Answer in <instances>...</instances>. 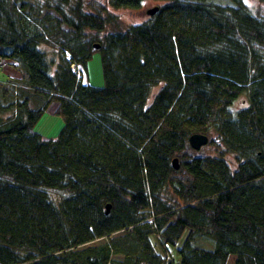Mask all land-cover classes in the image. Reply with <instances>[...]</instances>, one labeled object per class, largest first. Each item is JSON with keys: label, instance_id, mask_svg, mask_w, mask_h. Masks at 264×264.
<instances>
[{"label": "trees", "instance_id": "obj_1", "mask_svg": "<svg viewBox=\"0 0 264 264\" xmlns=\"http://www.w3.org/2000/svg\"><path fill=\"white\" fill-rule=\"evenodd\" d=\"M163 1L101 37L117 20L104 6L0 0V59L24 71L0 80V264H264V16ZM96 52L102 89L71 68ZM52 102L64 125L48 140L35 127ZM212 133L217 155L199 156L190 137Z\"/></svg>", "mask_w": 264, "mask_h": 264}, {"label": "rangeland", "instance_id": "obj_2", "mask_svg": "<svg viewBox=\"0 0 264 264\" xmlns=\"http://www.w3.org/2000/svg\"><path fill=\"white\" fill-rule=\"evenodd\" d=\"M41 6L46 7L47 0H36ZM84 1V11L90 13L91 5H101L108 9L109 13L114 15L117 20L112 23L105 32L101 33L100 36L103 37L109 33H124L130 27L142 25L146 23L151 17L148 15V12L154 8H160L167 4L166 1L163 0H146L143 7L140 10H128V9H115L110 5V0H83ZM208 3L221 5V6H230V0H207ZM244 4L257 15L264 16V4L260 0H243ZM66 29V28H65ZM96 33L89 32V35L93 36ZM51 50H54L53 46H49ZM44 49V48H42ZM4 71L0 75V80H19L23 78L24 71L21 69H16L13 66L12 61L5 59L4 60ZM84 73V84H89L90 86L98 89H102L105 86L104 77H103V69H102V59L101 54L96 52L91 59V61L87 64L86 68L82 67ZM159 88H155L152 91L151 98L149 103H152L155 96L158 94ZM31 102L35 109H42L45 106V101L35 95L31 96ZM247 105L246 97L242 96L238 99L234 106L230 109L231 113L236 116L238 110L244 108ZM58 109V103L52 102L48 108L45 110L43 117L39 121V123L35 127V132L42 135L45 139L53 140L58 137L60 134L64 122L61 117H59L56 112ZM209 141L214 140L219 144V140L217 135L214 133L208 135ZM216 145L213 146L208 144L205 146L200 152H198L199 156L203 157H214L217 155ZM226 161L229 164L232 171H236L238 169V163L235 159L234 155H228L226 157ZM51 197L56 202H59L60 197L57 194L51 193ZM198 246L205 247L207 249H214V242H208L206 239H203L201 242L197 243ZM157 251L160 253L161 250L157 248ZM172 258L175 261H178L177 256L174 252L171 253ZM235 263V257L231 256L229 259V264Z\"/></svg>", "mask_w": 264, "mask_h": 264}, {"label": "water", "instance_id": "obj_3", "mask_svg": "<svg viewBox=\"0 0 264 264\" xmlns=\"http://www.w3.org/2000/svg\"><path fill=\"white\" fill-rule=\"evenodd\" d=\"M159 11V8H154L148 12L150 17H154ZM99 47H97L98 49ZM209 144V138L203 134H194L189 139V145L195 152H200L205 146ZM173 168L178 171L180 170V164L178 159H174L172 162ZM111 206L106 207V214L109 215Z\"/></svg>", "mask_w": 264, "mask_h": 264}, {"label": "built area", "instance_id": "obj_4", "mask_svg": "<svg viewBox=\"0 0 264 264\" xmlns=\"http://www.w3.org/2000/svg\"><path fill=\"white\" fill-rule=\"evenodd\" d=\"M3 68H4V61L0 59V72L3 70ZM71 68L75 73H77L79 79L84 80V74L77 65H72Z\"/></svg>", "mask_w": 264, "mask_h": 264}]
</instances>
